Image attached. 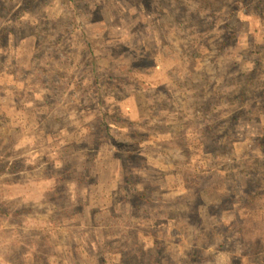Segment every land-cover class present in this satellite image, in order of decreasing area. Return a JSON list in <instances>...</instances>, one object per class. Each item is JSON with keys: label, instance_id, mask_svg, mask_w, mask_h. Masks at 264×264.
Returning a JSON list of instances; mask_svg holds the SVG:
<instances>
[{"label": "rangeland", "instance_id": "1", "mask_svg": "<svg viewBox=\"0 0 264 264\" xmlns=\"http://www.w3.org/2000/svg\"><path fill=\"white\" fill-rule=\"evenodd\" d=\"M0 264H264V0H0Z\"/></svg>", "mask_w": 264, "mask_h": 264}]
</instances>
